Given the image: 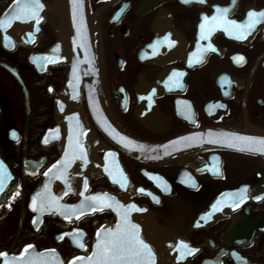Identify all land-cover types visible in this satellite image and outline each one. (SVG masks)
Listing matches in <instances>:
<instances>
[{
  "label": "flooded vegetation",
  "instance_id": "af4514ba",
  "mask_svg": "<svg viewBox=\"0 0 264 264\" xmlns=\"http://www.w3.org/2000/svg\"><path fill=\"white\" fill-rule=\"evenodd\" d=\"M14 1L0 0V21ZM40 1L50 10L39 23L37 16H26L10 27L11 34L5 23L0 26V154L17 178L0 205V253L16 255L31 245L57 250L68 262L88 254L96 227L116 217L97 210L39 219L30 207L32 191L62 153L58 142L43 143L42 137L62 120L56 97L64 92L70 69L69 63L36 67L29 61L58 41L59 16L51 9L56 0ZM88 5L102 108L119 132L160 143L200 129L264 131V17L259 16L264 0H88ZM253 20L259 22L247 27ZM80 106L106 146L92 153L118 154L132 184L130 199L189 240L195 249L191 264H264V156L203 149L143 158L107 138L84 88ZM98 191L122 193L102 174L85 182V193ZM65 200L79 202L80 194Z\"/></svg>",
  "mask_w": 264,
  "mask_h": 264
},
{
  "label": "water",
  "instance_id": "95a60500",
  "mask_svg": "<svg viewBox=\"0 0 264 264\" xmlns=\"http://www.w3.org/2000/svg\"><path fill=\"white\" fill-rule=\"evenodd\" d=\"M26 2L27 0L12 2L5 18L13 16L21 3L23 5ZM40 3L43 8L39 10L38 15L42 19L44 12L50 8L45 7L42 1ZM51 9L59 16L58 41L40 57L53 65L60 62L69 63L70 69L66 89L56 97V112L62 116V120L57 121L53 128L46 130L42 141L58 142L62 153L44 172L41 182L32 192L31 204L42 214L70 216L92 212L87 205L95 203L98 209L112 212L116 216V222L104 223L97 227L89 255L77 256L65 262L56 250L35 252L24 249L19 255L0 257L2 264H5L6 260L13 264V257L16 258L14 264H96L98 257L94 253L99 251L98 243L112 239L126 222L136 226L139 239L152 250L150 262L144 257L146 264H191L195 249L189 240L160 225L150 210L129 198L128 194L133 189L132 184L118 167L115 155L113 157L107 153V157L104 154L101 159L97 153H92L97 149H106V146L95 138L86 116L82 113L80 106L82 88H85L90 109L107 138L124 150L147 159L166 158L189 150L201 149L237 150L264 156V145L259 143L260 140H264V131L252 126L244 129L196 130L158 144L138 142L122 134L108 120L100 101L93 59V15L90 13L88 0H56L55 6ZM14 23L13 21L11 26ZM11 33L10 30L8 34ZM102 121L105 124L101 123ZM0 164L3 165L0 168V181L3 184V191H0L1 205L14 191L17 178L1 154ZM100 174L107 175L120 185L123 184L121 187L123 194L117 196L106 191L85 193V182H88L91 176ZM74 192L80 194L79 202L64 201L66 195ZM82 204L85 207L81 208ZM108 204H111V207L106 206ZM183 245H187V248Z\"/></svg>",
  "mask_w": 264,
  "mask_h": 264
},
{
  "label": "snow or ice",
  "instance_id": "6c2138e0",
  "mask_svg": "<svg viewBox=\"0 0 264 264\" xmlns=\"http://www.w3.org/2000/svg\"><path fill=\"white\" fill-rule=\"evenodd\" d=\"M184 2L187 3L188 0H184ZM42 8L43 5L40 3V0H27L26 3H24L17 9L14 14V18L20 20L26 16L36 17L38 16L39 10ZM223 11L227 12V9ZM253 15L254 14L249 13L250 17ZM259 16L264 17V13H260ZM204 19L207 20L208 18L205 17ZM212 19L216 20L217 18L213 17ZM257 22L259 21H250L247 27L251 28L253 24ZM4 23L6 22L0 21V26H2ZM36 23H39V19L36 20ZM227 23L235 25L236 22L228 21ZM201 28H204L203 24L201 25ZM209 48H212V46L209 45ZM212 51H215V49L212 48ZM236 59L242 60L243 57H237ZM13 136H15V133H13ZM259 143L261 145H264V140H260ZM2 167L3 165L0 164V168ZM121 187H123V184L121 185ZM164 190L167 191V188L165 187ZM0 191H3L2 181H0ZM95 199L96 198H89V200ZM106 206L111 207V204H108ZM83 207H85V205L82 204L81 208ZM87 207L93 211L102 210L98 209L95 203H89ZM33 210L35 211V208ZM80 246L83 247V245ZM27 247L31 248V245H28ZM183 247L187 248V245H183ZM98 249V253H94V255L98 257L96 264H146L144 257H147L149 262L152 258V250L146 243H144L143 240L139 239L138 229L136 228V226L127 222L125 223L123 228L120 229V231L113 235L112 239H105L103 242L98 243ZM26 250L27 249H25V251ZM5 255V253H0V257ZM15 260L16 258L13 257V264ZM5 264H9V262L6 260Z\"/></svg>",
  "mask_w": 264,
  "mask_h": 264
},
{
  "label": "bare ground",
  "instance_id": "6f19581e",
  "mask_svg": "<svg viewBox=\"0 0 264 264\" xmlns=\"http://www.w3.org/2000/svg\"><path fill=\"white\" fill-rule=\"evenodd\" d=\"M9 92V94H10V91H8ZM98 92H99V89H98ZM12 96H10L9 98H11Z\"/></svg>",
  "mask_w": 264,
  "mask_h": 264
}]
</instances>
